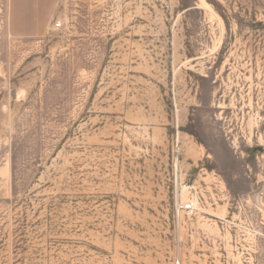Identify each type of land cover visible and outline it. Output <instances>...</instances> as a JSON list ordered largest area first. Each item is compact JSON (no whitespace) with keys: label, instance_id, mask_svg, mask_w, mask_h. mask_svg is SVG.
<instances>
[{"label":"rangeland","instance_id":"374dc122","mask_svg":"<svg viewBox=\"0 0 264 264\" xmlns=\"http://www.w3.org/2000/svg\"><path fill=\"white\" fill-rule=\"evenodd\" d=\"M0 264H264V0H0Z\"/></svg>","mask_w":264,"mask_h":264},{"label":"built area","instance_id":"2783aa9c","mask_svg":"<svg viewBox=\"0 0 264 264\" xmlns=\"http://www.w3.org/2000/svg\"><path fill=\"white\" fill-rule=\"evenodd\" d=\"M174 207L177 217L180 215V211H185L187 212V214L191 215L194 210L198 207V202L190 200L186 202V204H183L180 199H177L174 204Z\"/></svg>","mask_w":264,"mask_h":264},{"label":"bare ground","instance_id":"6f19581e","mask_svg":"<svg viewBox=\"0 0 264 264\" xmlns=\"http://www.w3.org/2000/svg\"><path fill=\"white\" fill-rule=\"evenodd\" d=\"M202 4H203V2H202ZM205 5V4H204ZM206 8H207V6H206ZM208 9V8H207ZM183 187V186H182ZM185 187H183V189H182V193H184V191H185Z\"/></svg>","mask_w":264,"mask_h":264}]
</instances>
